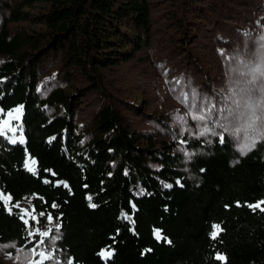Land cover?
<instances>
[{
    "label": "trees",
    "instance_id": "16d2710c",
    "mask_svg": "<svg viewBox=\"0 0 264 264\" xmlns=\"http://www.w3.org/2000/svg\"><path fill=\"white\" fill-rule=\"evenodd\" d=\"M39 1L48 7L42 33L11 32L20 10L0 20V122L20 108L19 139L0 135V245L40 249L63 264H264V211L248 206L264 201V141L240 154L222 132L211 141L178 133L155 140L131 131L111 105L84 140L75 111L86 89L48 85L70 65L100 87L101 70L149 41V1ZM128 41L134 47L119 49ZM52 58L60 68L41 79ZM3 194L28 202L37 220L25 223ZM49 215L60 223L52 242L34 233ZM214 224L223 229L216 239Z\"/></svg>",
    "mask_w": 264,
    "mask_h": 264
},
{
    "label": "rangeland",
    "instance_id": "374dc122",
    "mask_svg": "<svg viewBox=\"0 0 264 264\" xmlns=\"http://www.w3.org/2000/svg\"><path fill=\"white\" fill-rule=\"evenodd\" d=\"M148 1L149 41L129 60L101 70L100 87H92L90 79L77 68H60L54 58L41 79L60 68L49 87L54 83L67 94H75L79 87L86 89L77 97L75 111L77 132L84 140L95 135L98 113L111 105L137 134L159 140L178 133L211 141L222 132L238 153H246L251 148L245 150L244 145L255 133L246 116L233 115L235 105L230 97L243 82L253 78L254 70H264V0ZM47 9L39 0H0V20L20 10L22 18L8 24L11 32L42 33ZM132 47L128 41L119 49ZM256 76L254 97L260 99L264 97V77L259 72ZM201 116L204 119H198ZM19 117V107L8 111L0 122V135L12 142L18 140ZM191 158V152L185 150L183 162L188 177L193 179L188 170ZM32 160L27 157L26 162L34 169ZM2 199L7 207L19 208L27 223L37 220L28 202L12 204L11 197L5 194ZM57 224L60 225L57 219L47 217L37 224L34 233L52 242L60 232ZM0 264L63 262L50 258L43 250L16 249L15 243H7L0 245Z\"/></svg>",
    "mask_w": 264,
    "mask_h": 264
},
{
    "label": "snow or ice",
    "instance_id": "6c2138e0",
    "mask_svg": "<svg viewBox=\"0 0 264 264\" xmlns=\"http://www.w3.org/2000/svg\"><path fill=\"white\" fill-rule=\"evenodd\" d=\"M256 72H259L260 77H264V70H260L259 68L254 70L252 73L253 78L251 80H247L243 82L239 86V90L235 94V96L230 97V99L235 105L233 115L234 116L236 115L246 116L253 132L255 133L253 136L249 138V142L244 145L245 150L255 147L257 143L264 141V97L260 99H256L254 97V91H255L254 85L257 80ZM261 91L264 92V88H262ZM236 96H238V99L235 98ZM237 110H240V111H237ZM198 119H204V117L201 116V117H198ZM257 128L259 129L258 131H257ZM207 131L208 129H205V132ZM221 139L223 140V137ZM31 164L34 165L35 161L32 160ZM25 166L28 167L29 171H34L32 167L28 166L27 162ZM201 171H204V169H202ZM89 200H91V197H89ZM89 206L91 208L97 207V205L94 203H90ZM237 206H240L239 203L237 204ZM248 206L253 209H259L260 211H264V201H261L260 203L255 204V205H248ZM53 207H56V205H53ZM40 215L43 216L45 214L41 213ZM21 218H23V216H21ZM48 219L52 220V216L49 215ZM25 223H27V221H25ZM212 227H213V231L210 233V237L212 239H216L218 234L221 231H223V229L221 228L219 224H214ZM56 228L57 230H59L60 225L57 224ZM154 234L158 240L161 239V233L159 230H155ZM29 235L31 236L33 235V233L30 232ZM43 235L47 236L48 233L45 232L43 233ZM169 243H171V241H169ZM34 251L35 249H33V252ZM101 255L107 258L111 256L112 253L110 251H102ZM216 259L223 262L226 260V257L217 253ZM69 264H71V261H69Z\"/></svg>",
    "mask_w": 264,
    "mask_h": 264
}]
</instances>
